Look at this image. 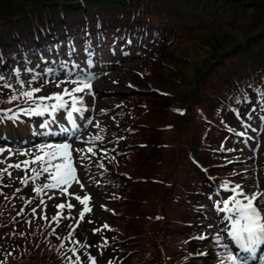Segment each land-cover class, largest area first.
Wrapping results in <instances>:
<instances>
[{"label": "rangeland", "instance_id": "374dc122", "mask_svg": "<svg viewBox=\"0 0 264 264\" xmlns=\"http://www.w3.org/2000/svg\"><path fill=\"white\" fill-rule=\"evenodd\" d=\"M253 2L254 0H241L240 3L235 1L234 5L241 6L243 10L250 12L253 9ZM251 14L249 13V15ZM151 17L154 16L151 15ZM244 26L248 29L249 23L245 22ZM9 31H11V28L5 34L7 35ZM189 38H183L180 42H177V45L174 44L164 51H156L155 49L154 53L150 54L146 51L139 57L137 54L129 52L128 55L136 56L124 59L123 62H117L116 59L110 58L106 67H103L102 74L93 79L94 89L91 84V92L85 89L83 92L75 93L77 98L83 99V97L89 96L92 99L90 103L94 107V112L88 119H84V112L77 113L75 118L77 126L74 127L69 123L64 128L67 131H62L51 125V121L58 122L54 113L26 115L31 120H38L34 136L39 135L38 137H40L46 133L47 137L42 139L45 141L36 140L37 137L30 142L20 141L13 144L0 142V148L5 149V151L0 152V161H3V163H0V174L3 173L2 170H9L12 173L21 175V180L15 186H18L21 181H24L21 182L24 185L29 179L37 177V180L40 181L43 180L42 178L49 176V173L36 175L33 171L29 172L28 165H34L39 169V162L36 164L29 163L25 166L23 161L33 157L22 155L17 150L34 153L35 146L38 145L65 143V141H55L56 138L60 137L59 135L69 137L71 140L67 143L70 145V162L75 169L74 174L76 177L75 180H71L67 185L62 184L57 189H43L41 187L42 192L39 194L34 191L30 195L29 185L31 183H27V186L23 189L22 187L19 188L17 193L30 195L27 200H24L23 195H19L17 198L23 201V205L35 219H37V212L33 213L32 209H37L39 206L47 208L48 218L35 221L32 226L26 225L20 213L15 212L12 201H7V204L4 205L3 200H0V238L5 244L7 243L13 247L9 258L6 257L0 264H68V261H64L60 257L66 251L61 250V244L63 243L60 244L59 240L61 238L59 236L69 226L61 229L57 225L62 223L61 218L53 221L52 218L55 215L52 214L51 208L56 207L55 203L59 205L65 202L67 205L71 204L72 208L67 207L66 209V214H69L79 202L75 197L80 196L83 198L88 194L90 206L84 217L90 214L88 216L97 221L94 229L101 228L107 224L108 220L113 223L111 224L113 227L116 225L115 217L104 213L105 210L112 208L113 204L105 201L102 196L92 197L93 192H95L93 178L101 175L100 172L95 174V171L100 170L97 164L102 163L104 165V159L115 165V171L126 174L122 180H125L127 186L130 187V192L126 195L127 198L125 197L124 201L117 207L118 215L120 214L121 204L129 205L132 202L140 203L147 200V202H143L146 206L145 213L152 214L157 210L155 215L148 216L149 220L172 213L181 221L177 220L176 223H172L170 229L181 225L183 222L190 221L192 212L184 205V199H189L188 197H191V195L188 192L194 193L193 191L197 186L193 184L190 189L186 187L185 190L181 187L187 184L186 175H192L193 173L187 152L196 155L204 164H212L213 169L223 175L230 186L228 185L227 191L222 186L213 192L208 190L210 199L206 212L208 214L210 210L214 211L212 220L209 222L207 229L197 231L195 234L196 236H206L207 248L202 249L204 243L201 240H198L196 244L193 243V240H187L183 231L186 232L189 229L185 227L178 234L177 242L179 245L184 244L192 251V254L189 253L186 256H194L193 262L197 261L198 264H219L217 252H222L223 249L219 247L215 239L218 233L221 237L220 244L226 243L233 252L238 251L230 238L227 237V231L231 227L227 218L229 214L220 212L219 208L223 206L222 201L224 199L236 195L231 191L236 184L242 185L246 193L259 195L264 192V137L258 139L257 135L253 136L254 140L258 139V142L261 143L256 154L254 152L255 148H252L251 137L246 134L241 135V131L236 134L232 131L230 136L224 138L222 143L219 137L216 139L213 135L211 138L204 139V141L212 142L213 145H210V142L202 143V135L194 131V128L200 130L202 126L199 118L200 114L206 112L213 117L214 111H211L208 107L211 100L209 93L210 90L217 89L220 85V83H216L217 80H214L218 79L219 71H222L221 68L219 69L220 65H217L218 68L215 64L207 67V61L203 57L210 56L218 48L220 50L226 48L231 41L226 38V41L221 43L220 47L205 46L200 50L188 51L185 54L183 52L186 51V43ZM232 38L233 36H231V40ZM211 50L212 52L207 55L206 52ZM57 61L62 66L63 61L60 62L59 59ZM176 64L178 65L177 68L175 67ZM61 66H54L50 63L46 68L40 70L35 69L28 63L23 68L15 66L9 74H0V78H2L0 79V96L10 94L11 97L15 93L18 99L15 100L16 104L13 107L14 110H19L20 107L26 106L20 93L29 91L31 88L41 89L34 95H44L48 92L62 94L65 88H68L71 92L73 87L79 85L71 82H61L74 80L76 76L69 77L64 67ZM49 68L53 70V74L45 76V72ZM18 69H25L24 72L19 73L18 77L25 83V88H20L17 85L15 73ZM33 75L36 76L35 82L27 85V82L33 79ZM46 81L49 82L46 83ZM4 83L12 85V89L3 87ZM57 84H60V86L58 87ZM96 90L99 93L98 99L95 93ZM64 96L72 98L70 95ZM196 98L198 99L196 100ZM212 101L214 102L213 98ZM28 106H30V102ZM259 116L264 118V112H261ZM39 119L43 121H39ZM216 119L220 122L222 120L219 117ZM42 123H49L50 127L42 128ZM122 126H126L127 135L119 131ZM74 128L77 131L72 130ZM210 130L212 133L219 132L216 128ZM27 132L32 136L33 128ZM71 133L73 134L70 135ZM96 137H99V139H96ZM204 147L210 149L216 147L217 149L214 152L218 153L220 158H216L215 154L213 158H210L207 150L203 149ZM89 148L92 151H89ZM126 148H128L127 151ZM93 149H97V152L93 153ZM115 149L118 152H115ZM9 150H11V154ZM81 156L87 157V159L81 160ZM17 163L21 164L19 169L8 167V165ZM198 167L203 172L205 167L203 165ZM2 179L7 180V176L4 175ZM50 182L51 180H46L41 184ZM32 186L36 189V181ZM168 186L170 188H166ZM167 189L168 193H166ZM4 192L7 193L8 191ZM179 195H182V197ZM179 197L181 201H177ZM196 198L198 196H192V202H196ZM238 198L242 199V197ZM26 203H30L31 207L28 208ZM256 203L254 202V205ZM258 204V211L264 208V200H259ZM146 214L139 225L145 222ZM124 216L128 215L125 214ZM261 216L264 219V212L261 213ZM26 220L29 221V219ZM139 225L136 233L139 232L135 233L136 235L125 233L123 236L124 238L130 236V240H134L123 244L124 247L132 250L130 253L132 261L133 257H136L142 249L143 242H139L140 238L147 239L146 235H149V229L144 227L141 230ZM117 229H120L119 226L114 231L118 232ZM125 244H132V247ZM201 253L206 255H201ZM260 253L261 250L258 249V254ZM175 262H177L176 258L169 261L170 264H176ZM250 264H258V262H250Z\"/></svg>", "mask_w": 264, "mask_h": 264}, {"label": "trees", "instance_id": "16d2710c", "mask_svg": "<svg viewBox=\"0 0 264 264\" xmlns=\"http://www.w3.org/2000/svg\"><path fill=\"white\" fill-rule=\"evenodd\" d=\"M235 1L240 3L241 0H0V60L5 58L14 65L26 56L32 55V58L38 59L36 54L49 56L55 52L53 48L56 45L62 52L70 41H74L78 47L89 43L90 47H103L107 51L112 49L118 54L123 51L125 53L119 58H124L127 52L140 51L145 45H151L146 40L155 38L162 39L158 47H155L156 51H164L174 44L177 45L183 38L191 36L186 43V51L183 52L185 54L205 46L220 47L228 38L231 43L226 48L208 51L207 55L212 52L211 55L203 57L207 61V67L220 65L219 69L223 72L219 71L218 79L214 80L220 85L209 93L211 100L208 107L214 111L213 117L206 112L200 114L202 126L200 130L194 128V131L202 135V143L210 142L204 139L211 138L212 135L216 139L219 137L221 141L229 137L230 128H236L237 124L244 127L245 123L242 125L236 118L252 117V112L258 107L262 110L263 107L258 95L264 92V0H254L250 12L234 5ZM245 22L249 23L248 29L244 26ZM10 28L7 37L5 33ZM118 35L132 37L131 45L114 37ZM147 51L150 54L154 53L155 49L152 47ZM254 77L258 80L255 81ZM9 99L10 94L1 95L0 106L9 104ZM217 117L222 118L221 122L217 121ZM5 124L6 120L0 121V133L10 128ZM27 124L22 121L16 128L22 129ZM214 128L219 132L212 133L210 129ZM203 149L207 150L210 158H213L214 154L216 158H220L219 154L214 152L216 147ZM187 154L193 173L186 175L187 184L181 187L185 190L186 187L190 189L193 184L196 185L194 193L188 192L191 195L188 198L192 200V196L196 195V203L200 204L208 188L221 186L227 181L213 169L211 163L204 164L196 155L190 152ZM199 165L205 167V172L199 169ZM2 181L0 179V182ZM14 189L7 184H0V200H3L4 205L7 201H12L15 212L20 213L26 225L32 226L35 221L43 220L39 212L36 214L37 219L28 212L23 201L17 198L20 194L13 191ZM6 190L7 193L4 192ZM180 197L177 201H181ZM189 199H184V205L192 212L191 221H194L193 209L196 207L189 204ZM143 202L121 204L120 214L114 216L120 229L118 232L111 231V234H116L113 239L115 244L109 243L104 247L109 263L170 264L169 261L176 258V264H198L197 261L193 262L194 256H186L192 251L184 244L179 245L176 240L183 227L189 229L183 231V234H190L191 226L188 224L191 223L186 221L170 229L172 223L181 221L172 213L149 220L148 216L155 215L157 210L146 214ZM125 214L128 216H124ZM145 214V222L139 225ZM138 225L141 230L144 227L149 229V235H146L147 239L140 238L139 242H143L142 249L132 261V250L123 244L134 240H130V236H123L125 233L136 235L139 232L136 233ZM187 239L190 240L189 237ZM63 245L61 250L66 253H62L60 257L68 261V264H76L75 256L70 251L76 248V245L71 242ZM128 246L132 247V244ZM12 249L7 243L0 241V263L6 257L9 258ZM75 255L81 257L80 264H89L79 253Z\"/></svg>", "mask_w": 264, "mask_h": 264}, {"label": "snow or ice", "instance_id": "6c2138e0", "mask_svg": "<svg viewBox=\"0 0 264 264\" xmlns=\"http://www.w3.org/2000/svg\"><path fill=\"white\" fill-rule=\"evenodd\" d=\"M92 61L89 60L87 62L88 67L90 68ZM61 67H66V65H62ZM76 67V66H74ZM53 70L47 69L45 72V76L52 75ZM69 77L73 75L71 72L66 73ZM17 77V85L20 88H25L26 85L23 81H21L19 77V72L15 73ZM76 79L70 81H62L61 83L71 82L75 85H79L73 87L71 92H69L68 88L64 89L62 94H53L50 97H39L37 99H33L34 93L41 91L40 88H31L29 91H23L20 93V96L24 98L25 105L20 107L16 113H12V110H0V120L5 118L8 119H17L19 115H43L46 112L51 111L52 113L57 112L61 109H67V102L63 100L64 95H70L71 98V110L67 111V119L73 123L75 127V121L73 120V113H82L86 109L83 106L82 98H77L75 93L83 92L85 89H88L91 92V80L95 78L94 74L91 72H79L75 73ZM2 79V78H0ZM36 80V76L33 75V79L27 82V85H31ZM49 81H46V83ZM5 88L12 89V85L4 83L2 85ZM59 87L60 84H57ZM18 99V96L14 93L10 99L9 103ZM47 100H55L56 102L53 104H46ZM30 102V106L29 105ZM182 114V113H181ZM42 128H49V123H42ZM62 131H67V129H61ZM243 135V133H241ZM99 139V137H96ZM70 145L68 143L63 144H42L35 146L34 153H28L24 151L17 150L22 155H31L33 158L31 160L23 161V164L27 166L29 163L36 164L39 162V169L33 168L32 171L34 174L39 175L41 173H49L50 183H46L43 185V189H57L60 188L61 185H67L71 180H75V169L71 164V153L69 152ZM5 151L4 148H0V152ZM89 151H92L89 148ZM11 154V150H9ZM42 153V154H41ZM87 159V157L81 156V160ZM3 163V161H0ZM9 168L15 167L19 169L21 167L20 163L15 165H8ZM99 167H103V165H99ZM51 170V171H50ZM6 171V170H5ZM10 175V173H9ZM22 183L24 181H21ZM225 191L228 190V184L225 182L221 185ZM34 191L39 194L41 192L40 188L34 189ZM233 193L236 195L231 196L228 199H224L222 201V207L219 208L220 212H227L228 220L230 221L231 227L230 230L227 231V237L230 238L231 242L235 245L238 251L233 252L230 249L229 245L224 243L220 244V234L218 233L215 237L217 244L220 248L223 249L222 252H217L218 262L219 264H250V262H258V264H264V219H262L261 213L264 212V208H261L258 211V201L264 200V192H261L259 195L246 193L243 190V186L240 184H236L235 187L231 189ZM242 197V199L238 198ZM81 205H85L84 211L80 212V218L83 219L85 215V211H88L86 207V202L89 197L85 195L83 198L80 196L75 197ZM254 202H257L254 205ZM43 203V201H42ZM231 205V206H230ZM58 209H62L65 207L64 204L56 205ZM68 208H72V205H67ZM23 211V210H21ZM35 209H33V213H35ZM53 221L57 219V217L52 218ZM104 228H108V225L105 224ZM53 231H55L53 229ZM95 231H99L96 229ZM71 236V233L69 234ZM199 239H205L204 236L198 237ZM107 241H105V244ZM64 245L61 244V248ZM258 249L261 250V253L258 254ZM72 254L75 256L76 264H80L81 257L75 255V249H70ZM201 255H206L205 253H201ZM88 260L95 264V261L91 256L88 257Z\"/></svg>", "mask_w": 264, "mask_h": 264}]
</instances>
